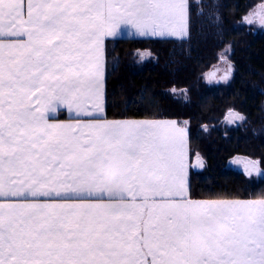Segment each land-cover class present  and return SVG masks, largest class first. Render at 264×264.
Listing matches in <instances>:
<instances>
[{"label":"snow or ice","instance_id":"snow-or-ice-1","mask_svg":"<svg viewBox=\"0 0 264 264\" xmlns=\"http://www.w3.org/2000/svg\"><path fill=\"white\" fill-rule=\"evenodd\" d=\"M189 18V0H0V264H264V197L193 200L184 128L99 115L105 37Z\"/></svg>","mask_w":264,"mask_h":264},{"label":"trees","instance_id":"trees-1","mask_svg":"<svg viewBox=\"0 0 264 264\" xmlns=\"http://www.w3.org/2000/svg\"><path fill=\"white\" fill-rule=\"evenodd\" d=\"M262 1L189 0L184 38L105 41V116L186 122L190 154L205 161L203 169L190 171L191 198L264 197V177L227 166L242 155L264 169V29L243 22ZM227 47L232 81L207 83L204 74ZM142 50L147 58L139 55ZM229 109L244 119L228 125Z\"/></svg>","mask_w":264,"mask_h":264},{"label":"crops","instance_id":"crops-1","mask_svg":"<svg viewBox=\"0 0 264 264\" xmlns=\"http://www.w3.org/2000/svg\"><path fill=\"white\" fill-rule=\"evenodd\" d=\"M129 33H132V35H129ZM120 37H135V38H184V37H177V36H147V37H140L137 36L134 33V30H132L131 28H128L126 31L122 32L121 34L117 35L116 37H105V41L106 39L109 38H120ZM147 52V53H145ZM139 55L141 56V54L143 53L144 56H149V52L142 50V51H138ZM144 58V57H143ZM103 62L105 65V43H104V56H103ZM105 74H106V65H105ZM105 75H104V111L103 113H100L99 115L102 118H106L109 121H114V120H154V121H160V122H170V121H175L178 127L184 128L187 131L188 134V142H187V148H188V164H189V175H190V171L191 170H201L203 168H200L197 166V164L193 163L194 160V155L190 154V145H189V131H188V127H187V123L184 121H179L173 118H146V117H135V118H107L105 116ZM87 106L90 108L91 105L90 103H87ZM61 115V116H60ZM50 118H52V122H70V117H74L75 113H69L68 110L66 108H62L59 109L56 113H50L49 114ZM81 119L87 120L90 119V117H81ZM74 122V121H71ZM199 155V154H197ZM201 160V159H200ZM205 166V165H204ZM190 196V194H189ZM191 198V197H190ZM193 200H211V199H204V198H191ZM213 199H228V198H213ZM229 199H238V198H229ZM242 200H248V199H242Z\"/></svg>","mask_w":264,"mask_h":264},{"label":"rangeland","instance_id":"rangeland-1","mask_svg":"<svg viewBox=\"0 0 264 264\" xmlns=\"http://www.w3.org/2000/svg\"><path fill=\"white\" fill-rule=\"evenodd\" d=\"M261 11H264V1L258 3L254 8H252L250 11H248L244 16H243V22L245 24L246 21H245V17H247L250 13H258V12H261ZM249 25V24H247ZM252 26H254L256 29H264V27L260 26L259 24H252ZM146 51V50H145ZM147 53V52H145ZM144 58H147L148 56H143ZM229 64H231V67H232V74L231 76L229 77V79L227 81L225 80H221L220 77L224 75V72L225 70L228 68ZM210 73H215V77H210L209 75H206V74H210ZM233 75H234V66L232 64V62L230 61L229 59V48L227 47L221 54V58L220 60L215 64L213 65L205 74H204V80L207 82V83H210V84H218V83H229L230 81H232L233 79ZM242 116V115H241ZM225 121L228 125H236L237 123H239L241 120H237L235 121V123H228V120L225 118ZM198 153H195L194 154V160H193V163L194 164H197V160L198 158L201 159L205 165V161H204V158L201 156V155H197ZM237 161H255L258 163V161L254 160V159H251V158H248V157H245V156H242V155H235L233 157H231L227 163V166L230 167V168H234L236 170H239L241 172H243L245 175H247L244 171V164L243 163H237ZM259 165V163H258ZM260 167V165H259ZM261 169V172L259 174H256V173H253L252 175L253 176H259V177H264V169ZM249 176V175H248Z\"/></svg>","mask_w":264,"mask_h":264}]
</instances>
